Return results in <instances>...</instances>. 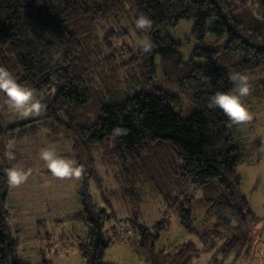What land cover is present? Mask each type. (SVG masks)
<instances>
[{"label": "trees", "instance_id": "16d2710c", "mask_svg": "<svg viewBox=\"0 0 264 264\" xmlns=\"http://www.w3.org/2000/svg\"><path fill=\"white\" fill-rule=\"evenodd\" d=\"M141 14L153 21L150 33L139 32L153 43L148 54L118 42L127 34L124 27L98 32L107 20L131 19L134 25ZM181 20L191 22L186 41L202 44L214 35L224 38L221 50L196 46L184 60L181 45L167 33ZM233 52L242 56L230 59ZM0 66L34 89L44 105L39 115L14 121L0 93V264H20L17 230L7 221L5 172L21 158L23 145L16 142H33L42 130L53 142L69 139L68 158L83 168L80 208L72 217L87 225L86 239L77 243L85 264H109L104 256L111 238L104 227L112 211L105 195L124 199L133 211L122 240L147 264H186L195 251L190 242L170 250L156 247L172 213L202 241L213 240L206 248L221 240L215 252L222 259L250 248L248 228L257 217L237 170L245 155L233 123L208 102L231 90L232 70L250 76L246 105L264 100V0H0ZM158 70L187 93L190 116L174 110L176 94L160 87L134 89L149 85ZM115 126L126 127L128 134L113 138ZM12 142L16 159L9 161L5 151ZM98 164L116 171L118 187L102 186ZM92 183L99 202L90 192ZM146 192L163 206L151 226L138 216Z\"/></svg>", "mask_w": 264, "mask_h": 264}, {"label": "rangeland", "instance_id": "374dc122", "mask_svg": "<svg viewBox=\"0 0 264 264\" xmlns=\"http://www.w3.org/2000/svg\"><path fill=\"white\" fill-rule=\"evenodd\" d=\"M123 27L127 30V34L119 37L118 42L124 41L138 48V41L144 39L146 35L140 34L135 29L131 19L107 20L101 23L98 32L103 33L107 29L119 32ZM190 27L191 22L181 20L175 29L167 30V33L181 45L184 60L191 56L196 46L214 44L220 49L219 45L224 38L216 39L214 35H207L202 44L186 41ZM241 56L240 53H229L230 59H239ZM220 59L222 53L218 54L216 60L219 62ZM198 61L203 63L205 60ZM157 87L176 94L177 97L172 102L174 110L182 117L190 116L192 107L187 93L179 86L167 82L160 70L149 85L139 83L134 89L151 92ZM132 91L133 89L129 94ZM250 100V104L246 106L252 118L241 123L232 122L234 138L245 155L237 167L241 175V188L257 217L248 228L250 248L222 259L221 254L215 252L221 240H214V247L206 248L213 240L202 241L196 234L186 230L180 224L177 215L172 213L169 225L160 232L155 245L157 248L170 250L185 242L192 243L195 251L186 264H264V100L255 98ZM6 109V114L14 121L30 117L20 116L8 106ZM47 133L42 130L33 142L24 138L16 142V145L22 144L23 147L20 148V160H15L13 166L31 173L23 184L9 187L6 200L9 211L7 221L17 230L15 234L19 239L18 260L20 264H37L42 259L50 260L51 264H85L77 250V243L86 239L87 225L72 217L80 208L78 189L83 177L81 174L79 179H59L46 171V165L39 158L42 150L52 148L68 158L67 154L71 148L69 139L53 142L48 138L50 133ZM97 169L104 188L111 190L118 187L114 169L107 171L99 164ZM90 192L95 201L100 199L93 183L90 185ZM146 193L138 216L141 224L151 226L161 217L163 206L159 198L149 192ZM102 200H106L112 211V216L104 227L107 237L111 238V243L105 251L104 261L109 264H147L139 260L132 248L122 240V237L128 233V225L133 216V211L126 201L111 195H105ZM37 220H42V224H37Z\"/></svg>", "mask_w": 264, "mask_h": 264}, {"label": "clouds", "instance_id": "9594fccd", "mask_svg": "<svg viewBox=\"0 0 264 264\" xmlns=\"http://www.w3.org/2000/svg\"><path fill=\"white\" fill-rule=\"evenodd\" d=\"M134 26L139 32L150 33L153 21L148 16L141 14L136 17ZM137 47L141 53L148 54L153 49V43L148 36H145L144 39L138 41ZM228 78L232 83L231 90L213 94L209 98L208 107L221 110L233 123L248 121L252 117L244 98L250 93V76L248 73L232 70ZM0 93L6 97L8 108L23 117L39 115L44 107L42 99L37 98L39 94L34 89L20 84L14 74L4 66H0ZM128 131L126 127L115 126L110 135L117 138L127 135ZM5 158L9 161L16 159L14 142L7 145ZM39 158L51 174L59 179H79L83 172V168L78 165L75 159L66 158L52 148L42 150ZM5 175L7 183L12 187H17L26 182L31 173L22 168L11 166L7 168Z\"/></svg>", "mask_w": 264, "mask_h": 264}, {"label": "crops", "instance_id": "0c3cea01", "mask_svg": "<svg viewBox=\"0 0 264 264\" xmlns=\"http://www.w3.org/2000/svg\"><path fill=\"white\" fill-rule=\"evenodd\" d=\"M259 100H260V99H259ZM250 101H251V100H250ZM250 101H249V102H250ZM249 104H250V103H249ZM249 104H247V105H249Z\"/></svg>", "mask_w": 264, "mask_h": 264}]
</instances>
